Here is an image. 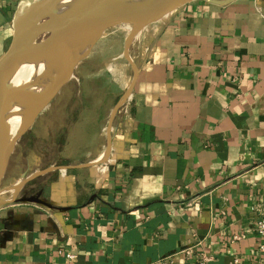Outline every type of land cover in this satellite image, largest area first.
<instances>
[{
    "label": "crops",
    "instance_id": "crops-1",
    "mask_svg": "<svg viewBox=\"0 0 264 264\" xmlns=\"http://www.w3.org/2000/svg\"><path fill=\"white\" fill-rule=\"evenodd\" d=\"M18 1L0 0V55ZM113 29L49 103L75 155L29 189L48 205L4 198L0 264H257L264 0H193L137 31L138 75L99 161L133 75L128 32Z\"/></svg>",
    "mask_w": 264,
    "mask_h": 264
},
{
    "label": "water",
    "instance_id": "water-1",
    "mask_svg": "<svg viewBox=\"0 0 264 264\" xmlns=\"http://www.w3.org/2000/svg\"><path fill=\"white\" fill-rule=\"evenodd\" d=\"M191 1L193 0H146L140 3L126 1L119 6L117 3L119 0H19L11 19L10 43L0 55V183L18 140L68 81L66 75L73 74L75 66L89 54L97 39L106 30L117 26H128L129 33L125 39L123 54L131 66L133 75L127 89L111 110L107 122V147L105 156L99 161L105 160L110 148L115 114L130 96L138 75L137 67L129 55L133 36L146 25L161 20L170 12ZM208 1L217 4L228 2V0ZM69 38L89 39L90 43L86 50L67 66L57 64L56 75L51 76L58 79L57 83L42 98L39 97V102L24 118L21 127L12 132L11 107L20 92L18 87H13L10 83L12 75L22 65L62 47L64 40ZM38 40L41 41L38 42ZM54 59L56 60V57ZM60 71H62L61 76ZM58 167L60 166H50L30 176L23 174L22 181L13 187L14 189L17 187L14 195L29 181ZM12 201L48 205L37 194L23 195ZM9 202L11 201L0 198V205Z\"/></svg>",
    "mask_w": 264,
    "mask_h": 264
},
{
    "label": "rangeland",
    "instance_id": "rangeland-1",
    "mask_svg": "<svg viewBox=\"0 0 264 264\" xmlns=\"http://www.w3.org/2000/svg\"><path fill=\"white\" fill-rule=\"evenodd\" d=\"M117 27L119 28L112 27L108 30L112 31L114 28L113 30L121 33H129L128 26ZM40 41L38 40V42ZM81 62L86 63V60H80L79 63ZM78 69L79 66H75L73 74L71 75L72 78L70 77L71 79H73L76 74L75 71ZM59 108L57 100L55 99L54 102L37 116L32 126L18 140L10 157L5 175L0 183L1 199L8 197L10 192L14 194L13 187L22 181L23 174L30 176L49 166L62 165L63 162L68 160L66 157L75 155V152L70 148L74 144H70V138L66 137V130L71 124V121L65 118L64 111L61 107ZM66 126L67 128H65ZM36 178L26 183L16 195H26L34 185L33 183L36 182Z\"/></svg>",
    "mask_w": 264,
    "mask_h": 264
},
{
    "label": "bare ground",
    "instance_id": "bare-ground-1",
    "mask_svg": "<svg viewBox=\"0 0 264 264\" xmlns=\"http://www.w3.org/2000/svg\"><path fill=\"white\" fill-rule=\"evenodd\" d=\"M126 1L140 3L146 0H119L117 3L120 6ZM89 43V39H65L62 47L17 69L10 79L11 85L20 89L19 95L11 107L12 132L21 127L24 118L39 102V97L42 98L57 83L58 79L51 77L55 71L57 72V64L67 66L86 50ZM61 73L62 71H60V76ZM71 75L72 73H68L66 79L69 80ZM14 191H17V187Z\"/></svg>",
    "mask_w": 264,
    "mask_h": 264
},
{
    "label": "built area",
    "instance_id": "built-area-1",
    "mask_svg": "<svg viewBox=\"0 0 264 264\" xmlns=\"http://www.w3.org/2000/svg\"><path fill=\"white\" fill-rule=\"evenodd\" d=\"M255 232L261 239L260 244L258 246L259 258H258L257 264H264V211L262 212L260 218L256 222ZM68 257L70 259H73L75 256L73 254H70L68 255ZM209 261H210V258L202 255L200 257H197L190 264H210ZM156 264H169V262L164 259H161L157 261Z\"/></svg>",
    "mask_w": 264,
    "mask_h": 264
},
{
    "label": "flooded vegetation",
    "instance_id": "flooded-vegetation-1",
    "mask_svg": "<svg viewBox=\"0 0 264 264\" xmlns=\"http://www.w3.org/2000/svg\"><path fill=\"white\" fill-rule=\"evenodd\" d=\"M30 192H31V191H29V192H28L26 195H29V194H31ZM22 196H23V195H22Z\"/></svg>",
    "mask_w": 264,
    "mask_h": 264
}]
</instances>
